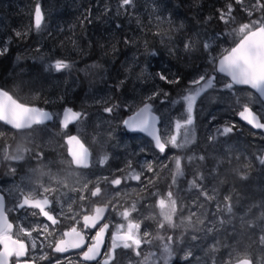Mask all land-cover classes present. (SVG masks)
I'll return each mask as SVG.
<instances>
[{
	"label": "snow or ice",
	"instance_id": "obj_1",
	"mask_svg": "<svg viewBox=\"0 0 264 264\" xmlns=\"http://www.w3.org/2000/svg\"><path fill=\"white\" fill-rule=\"evenodd\" d=\"M117 7L113 11L107 4L102 9V16H108L112 13L110 18L118 19L122 16L129 17V23L135 9V0H117ZM239 6V11L244 13L248 18L247 22L240 23L238 28L232 30L233 33L239 36L238 40L233 41V46L223 48L222 51L215 55L214 48L210 40H205L203 44L204 51L208 54L207 61L212 67V71L207 69L197 74L187 82V85L183 88L182 92L175 99H170V93L164 88L156 85L153 90L142 98V106L127 119L122 120V124L130 131L144 132L151 136L154 140L155 148L160 154H165L166 149L170 145L172 148L181 149L194 141L195 134V120L198 110H203V105L206 102H215L219 100L221 103L225 99H234L235 103L240 105L236 114L241 120L251 125L253 128L264 130V0H225L222 7L217 8L218 19L222 21L226 26L234 24L236 22V7ZM159 20L160 17H157ZM211 16L206 17V21H210ZM44 21V14L41 11L39 5L36 6L34 12V27L36 30H40ZM88 21L91 23V9L87 10V14L83 17L82 23ZM137 24L140 21L137 20ZM184 27L183 24L180 25ZM116 29H121V23H115ZM27 35L26 32L14 30V37L16 39H23ZM159 35V33H155ZM195 36H199V33H194L185 39L183 49L185 52H191L195 49L196 41ZM223 36V33H218L217 38ZM12 37L6 38V41L0 44V56L6 55L10 48L9 44L12 41ZM171 39V38H169ZM125 45L136 44L135 39L129 37L124 38ZM163 43V41H161ZM91 45V42H89ZM144 55L155 57L158 52L155 50H149L147 43L144 45ZM113 51L116 50L115 45H112ZM169 55H173L176 49L173 47L168 48ZM20 57H17L19 60ZM74 63V62H73ZM73 63H69L64 59H55L54 62L45 66V70H56L57 72L71 69ZM139 64L138 57L134 56L132 61L125 68V72L130 74L133 71V66ZM95 67H102L101 65H94ZM148 72V63L146 62L141 70V73L137 75L136 79L141 80L144 73ZM217 73H223L230 78L229 82L223 84L221 88H217L219 83ZM87 75V73H85ZM129 76L126 75L125 79H120L115 84L117 91L122 89ZM147 79L152 81L159 80L167 85H180L181 77L178 75H169L166 69L156 71L155 73H148ZM143 82V81H141ZM235 85H247L251 89H254L258 93V97L252 101L241 103V97L234 90ZM209 90H212L215 95H211ZM251 96V93L247 94ZM160 99V103H168L170 105H181L183 112L180 118L175 121L174 132L161 134L157 129V123L163 122L164 116L157 115L154 111L153 102ZM199 100V109H198ZM98 104L103 105V112L113 114L115 111L121 108L118 103H113L111 98H104L97 100ZM258 105L254 110L252 104ZM53 114L45 111L44 109L36 106H31L26 103L20 102L17 98H14L9 91L0 87V121L6 125H10L12 129L16 130L17 134L21 135L25 140L31 138L34 131L38 129L34 126L45 125L46 121H51ZM87 119V113L81 111H74L72 108H65L63 111V119L60 121L61 127L67 129L68 125L73 122H79ZM216 117L211 116L210 122L214 121ZM171 123V120H169ZM236 127L235 124H226L223 127H216L215 132L209 135V142H215L219 136H227L231 134ZM4 132H0V138L5 137ZM34 142V140H33ZM64 143L67 146V154L71 157L69 164L75 165L77 168L90 169L93 167L91 161V153L89 148L85 146L81 138L77 135L65 134ZM146 149L141 148L140 153H144ZM26 156L31 158L42 159L44 157L43 152L33 153L32 149L18 145L14 154L10 153L7 148L4 149V159L20 162L25 160ZM109 157L104 155L103 158L98 160L99 166L103 167ZM166 159H172L175 164V172L173 175L172 185L176 184L177 177H183L185 175L182 167V159L180 156L166 157ZM203 161L204 156L198 157ZM259 162L264 165V154L259 157ZM193 157H188V161L191 162ZM167 167L166 164L163 165ZM148 172H154L152 162H146L144 166H140V171H137L133 167L132 160L129 159L126 164L127 175L124 176H110L100 175L96 176L95 180L84 179L83 181H77L80 184L78 188H72L73 192H79V201L84 202L91 198H100L105 195V189L101 187L104 185H111L113 188L119 189L122 183H127L128 180L141 181V176L144 169ZM14 173L15 168H11ZM34 171V170H33ZM117 172H124L125 169H116ZM215 171V169L213 170ZM246 179L247 177H242ZM147 184L144 185L146 189L148 185L153 184L151 178H146ZM207 177L203 173H196L195 178L189 182V187L198 191V196L193 200V206H197L200 197H203L204 201H212L216 198V189L209 190L205 184ZM64 184V181H59ZM91 185V187H90ZM170 185V188L172 187ZM67 187V184H64ZM42 188V193L37 196L33 191L28 193H21L17 202L13 206V211L32 209L30 213L33 217H43L47 222L40 223L39 221L33 222L30 226L24 224H15L8 217V210L5 207V198L0 194V264H37L35 257H30V249L34 252L37 249V237L33 233H37L38 236L43 237L40 242L41 250L50 248L54 254L69 253L70 250H78L73 255L77 257H57L55 264H119V256L122 253H118L117 249L132 250L136 256H141V245L150 244L148 239L151 235L150 232L145 230L141 234L142 221L137 217L133 218L132 214L138 212L137 204L133 203L130 207H124L123 211H118V205L113 204L111 199L103 203L102 205L94 206L89 211L83 204H81V212L74 213L71 216H67L64 212L63 205L59 212H56L52 207L53 200L50 199V195L55 192L52 187ZM88 193L89 195H85ZM153 195H159V193H152ZM119 195V191H117ZM72 200L68 204V211L72 212ZM157 206L160 209L159 215L162 217V221L158 227L163 229L165 225L172 229L181 227L184 224L182 220L180 224L174 221V216L177 213V200L173 196V192L169 190L166 197H161L157 201ZM203 206V205H199ZM221 208L220 203H217V209ZM223 210L231 216L233 213V206L231 203V196L224 197ZM124 222L114 223L110 217L113 212H117ZM28 213L25 212V215ZM107 214V216H106ZM196 213L193 212L187 218V227L194 228L192 217ZM18 219V217H17ZM70 219L74 223L66 229L58 228L62 225V220ZM261 220H264V214L261 215ZM203 223V221H200ZM232 219L225 220L219 219V224L223 227L225 224H232ZM241 223H245L244 217L241 216ZM249 226H252L251 222H248ZM110 225L113 227V231L110 233L111 244L105 245V236L109 233ZM215 229V224L212 227L206 229L207 233H211ZM94 231V234L93 233ZM59 233L58 238L50 241V237H55ZM163 240V237H160ZM197 236L193 235L192 240H197ZM260 243L264 244V235L260 236ZM26 241H30L29 246ZM174 242V236H167V242L163 244V250L166 254V264L173 257L171 245ZM215 250V245L212 246ZM103 248V253H102ZM153 254L148 253L144 255L141 264H149V260ZM193 251L187 250L184 256L181 257L186 264H192L191 258ZM101 258V259H98ZM40 260H47L49 264H52V257L47 252H43L39 257ZM199 258H197L198 260ZM236 264H253L252 260L247 256L238 257Z\"/></svg>",
	"mask_w": 264,
	"mask_h": 264
},
{
	"label": "rangeland",
	"instance_id": "obj_2",
	"mask_svg": "<svg viewBox=\"0 0 264 264\" xmlns=\"http://www.w3.org/2000/svg\"><path fill=\"white\" fill-rule=\"evenodd\" d=\"M42 2L44 8L51 12L53 9V6L55 7L57 5V0H39ZM63 0H60L62 3ZM209 3L215 4L216 0H208ZM32 2H36V0H32ZM75 4H79L84 2V8L80 12L79 10L76 12V15L74 16L75 21H78L80 16L86 12L88 9H91L95 7L90 3V0H74ZM6 6L3 7V3L0 2V32L4 35H7L8 32L10 34L14 33V30H18L21 32H26L27 35L25 38L26 40H30L27 38H31V40H34L35 46L26 48L24 50V53H21L22 56L20 58L21 61H26L28 58H32V55H35L37 52L36 46L39 45V42L43 39H47L50 35L49 33H44V35L40 36V33L36 32L33 33L31 28V25L29 23V17L30 16V9L31 6L27 0H5ZM60 3V4H61ZM59 4V2H58ZM162 8V5H160ZM210 7V6H209ZM145 8V9H144ZM163 9V8H162ZM5 13V14H3ZM9 13V14H8ZM55 14V13H54ZM7 15H11L9 20H5ZM150 15H153V11L149 10L146 5H142L137 7V10H134L132 20H136L139 18V16L142 17H150ZM241 16H244V13H240ZM23 17V18H22ZM55 18L61 22L63 25L64 23L70 24L73 23V15L69 13L68 15H65L64 12L55 14ZM236 18V23L240 20ZM23 19V21H22ZM14 20L13 26L10 25V22ZM25 20V21H24ZM97 20V19H96ZM105 20L100 22V24L103 25L105 23ZM118 22V21H114ZM26 23V24H25ZM108 24V23H105ZM128 25V23H126ZM27 26V27H26ZM129 26V25H128ZM127 26V27H128ZM71 27V26H70ZM66 27V28H70ZM101 26L97 28V31L99 30ZM238 28V27H233ZM43 29V25L40 30ZM27 30V31H26ZM126 30V28H125ZM128 37L133 36V32L131 30L125 32ZM107 36L110 37V42H107L105 50L112 49V45L118 41V38L115 37V34L112 32L108 34ZM120 40V39H119ZM28 43H30L28 41ZM104 50V51H105ZM132 52V51H131ZM143 54V53H141ZM124 57L126 60H119L116 61L115 69H114V77H110L112 81L115 83L118 82L120 79H125V76L128 75L129 79L127 80L128 85L125 84L124 89L121 93V91H116V102L113 103H122L128 105L129 109L134 108L136 106V102L143 98V96L150 93L153 88L157 85L156 80L152 81L151 79H147V73H144V75L141 77V80H137L136 77L141 73L142 68L144 67V58L138 57L139 64L133 66V71L128 74L125 72V68L128 66V64L132 61V58L128 55V53L124 54ZM105 59L104 53L101 51L98 53L97 58L94 60V65H101L102 67H95L94 65L86 66L83 68V71L87 73V75L84 73L82 74V80L86 83H90V85H93L94 82H103L104 75H108V73H105V70L108 68V65L110 64V61L112 59H107V61L103 62ZM36 60H33V62ZM54 62V61H53ZM152 62V61H150ZM46 65L50 62H46ZM106 63L108 65H106ZM65 70L57 72L56 70L52 69L49 71H44L42 75V70L39 68L38 73L32 72L30 75H23L20 79L13 80L12 84L14 83V89L18 91L21 95L23 94H32L33 99H36L35 97H38V92H48L49 90H54L56 93H58L59 90H67L65 91V98L69 97V94L71 92V88L74 89V87L71 86V79H67V74L64 73ZM18 76L21 75V73L17 74ZM143 81V82H141ZM17 82V83H16ZM112 82L115 86V83ZM49 83V84H48ZM71 86V87H70ZM126 89V90H125ZM91 92H97V90L94 88V86L90 87ZM96 96L94 94L90 95L89 101H86V108H95L97 102L94 99ZM82 102H84V98H80ZM77 103H79V98L76 99ZM119 101V102H118ZM56 104V102H55ZM89 110L91 113H95L96 111H99L100 109H85ZM103 111V110H101ZM105 113V112H104ZM126 111L122 109H118L115 111L116 117L118 119L124 118L126 115ZM86 120H92L93 124V132L87 133L86 138L90 142L92 148L98 152L99 146L102 145L107 148V137L106 135L103 137L100 134L102 133V124L100 123L98 118L95 117H88ZM105 120V117H103V121ZM96 121V122H94ZM17 141L21 144H24L28 146V142L30 140H24V138H16ZM32 139L30 143L36 145H40L42 142L48 139H45V137L41 134H37L35 137L32 136ZM44 144H48L46 141ZM42 145V144H41ZM137 145V144H136ZM134 146V145H133ZM244 148L248 150H254L259 147L258 144H253L252 141H245L243 144ZM113 151H115V161H120L121 158L128 157L129 155L126 153V146L125 143L123 144H116L111 147ZM132 153L130 156L133 158V161L139 165H136L138 168H140V161H143L145 164L147 160L143 159L141 157L140 149L141 146L138 144L137 146H134ZM231 145L228 143L218 142L213 149L212 157L215 161L213 170L212 171L213 176H210L206 179L205 184L207 187H210L209 190L212 188L216 189V198L212 201H204L203 197H200L197 206H193V200L196 199L198 196V191L194 188H192V191H189V196H183L179 187H176V192L179 193L182 197V203L185 206L190 207V212H195L196 215L192 217L194 220V225L196 226V229L193 232H186L184 234V237L182 238L183 241L178 240V245H183L185 240H187L186 246L179 247L176 245L177 252H185L189 249L193 251V258L197 260V262L203 263V264H232L236 261V259L240 256H247L254 259L255 264H264V251H260L258 249H255L253 247L254 239L252 232L249 229H245L246 225H249L248 222H254L256 220L261 221V215L264 214V172L260 173V180L257 178L253 179V183L251 182H245L243 179L237 178L235 176L236 170L238 168H241L243 166H246L248 163L245 161H239L236 163H233L230 161V159H227L228 155L231 153ZM219 155V156H218ZM224 158V159H223ZM229 158V157H228ZM143 159V160H141ZM222 159V160H221ZM226 159V161H225ZM222 162H221V161ZM220 161V162H219ZM224 161V162H223ZM142 163L141 166H144L145 164ZM218 163V164H217ZM231 163V164H230ZM223 164V165H222ZM230 165V166H228ZM233 165V166H232ZM47 166V165H46ZM193 165H190L189 163L186 165L187 171H194L196 169L192 168ZM227 167V168H226ZM35 167L31 166L25 169L26 178H35L40 177L36 176L38 174L41 175V173H35L34 170ZM153 168L155 169L154 172H150L153 178V181H157L154 179V176H160L164 169L166 167L163 166V164L159 161H155V165H153ZM170 170V168H168ZM148 172V171H147ZM164 173V172H163ZM93 176L95 175V171H92ZM154 175V176H153ZM88 177V176H87ZM86 176L82 178L81 176L71 173L70 174V181L74 179L78 181H83L84 179H92L87 178ZM263 179H262V178ZM94 179V178H93ZM166 179H163V183ZM259 181L260 190L257 187H254V183ZM65 184V183H64ZM61 183V185H64ZM183 186L185 184L189 185V182L187 179H183L182 181ZM236 185V189L233 191L232 187H227ZM182 186V187H183ZM166 186H163L161 193H164V197H166V194L168 190L165 188ZM222 190H224V193H222ZM135 191H138V189H135ZM178 194V195H179ZM225 196H231V203L233 206V213L231 216H229L224 210H223V204H224V197ZM150 201H153V203L157 204L158 198L155 197V195L150 194L149 195ZM223 199V201H222ZM137 202H135L137 205H142V200L140 197H138ZM220 203L221 208L217 209V203ZM150 204V202L146 203ZM199 205H203L202 207ZM209 206L210 208H207ZM255 211V212H254ZM190 213V215H191ZM241 216L244 217L245 223H241ZM223 218L225 220L232 219V224H225L223 227L219 224V219ZM206 220H208L207 225L205 224ZM240 220L239 229L234 228V221ZM200 221H203V223H200ZM213 224H215V229L211 233H207L206 229L209 227H212ZM264 232V230H263ZM197 236V240H192V236ZM176 244V243H175ZM213 245H215V250H213ZM183 254V256H184ZM182 255L176 254V261L177 264H186V262H183L181 260Z\"/></svg>",
	"mask_w": 264,
	"mask_h": 264
},
{
	"label": "flooded vegetation",
	"instance_id": "obj_3",
	"mask_svg": "<svg viewBox=\"0 0 264 264\" xmlns=\"http://www.w3.org/2000/svg\"><path fill=\"white\" fill-rule=\"evenodd\" d=\"M214 32V33H213ZM194 33H199V36H195L194 39L196 41V46L198 51H194L193 53H190L188 56V59L186 60V64L187 67L190 69V71L192 72L190 76L187 77L188 80H190L193 75L197 74L198 72L204 71V70H208L209 72L212 71V67L211 65H209L208 61H207V56L208 54L204 51L203 48V44L205 42V40H210L213 48H214V53L215 55H218L223 48L226 47H230L233 46V41L237 40V35H231V34H227L226 30H208V29H195L193 31ZM213 33V34H212ZM218 33H223V36L220 37L219 39L217 38V34ZM195 46V48H196ZM217 78L219 83L217 84V88H221L223 86L224 83L229 82L228 79H226L225 77H223L220 73H217ZM234 90L237 92L238 95H240L241 97V103H245L248 102L249 100L254 101L256 99V96L253 95L248 89H244V88H237L234 86ZM210 94L215 95V93L212 92V90H209ZM242 93H251L252 95L248 98L246 97H242ZM199 101V100H198ZM215 105V109L216 111H220L222 112V117L220 118V121L223 125L229 124L234 122L233 124H235L236 126H238L236 130L237 131V136H239V139L241 140V147L243 146L244 142L247 141H252L253 144H258L259 143V147L262 150H264V138L261 134L259 133H254L253 131L249 130V128L237 118V114L236 112L239 110L240 105L235 103L234 99H225L223 103H221L219 100L216 101ZM253 107V109L255 110L258 105L256 104H252L251 105ZM198 109H199V102H198ZM200 110L197 111V113ZM197 123L200 124L201 128L194 129V134L196 132V135L202 139L198 140V143L200 145V147L202 148H206L201 150L200 154L203 155L205 157L204 161H208L211 160L212 158H210V155L212 153L208 152V148L212 147L213 143L209 142L208 137H207V131H204V124L207 123V118L204 117H196L195 120ZM168 132L162 131V134H165ZM127 137V140L132 143L133 137L131 134H124ZM248 135V136H247ZM206 144H205V143ZM201 144H203L204 146H201ZM145 145L150 146L151 142L149 140H145ZM210 154V155H209ZM50 163L52 164L53 162L50 161ZM126 164L122 163L121 166H117L113 163H110V168L106 171L105 175H110V176H124L127 175V169L124 167ZM54 165L59 169V172L61 175L65 176L66 172H65V166L62 164V162H55ZM99 165V164H98ZM101 167V166H99ZM116 169H126L124 172H117ZM19 175H15L13 177V179L7 178L5 175L0 174V194H2L5 198V207L8 210L7 214L8 217L11 221H13L15 224H24L26 226H30L33 222L35 221H39L40 223H45L47 222L45 220V218L41 217H33L30 215V213L34 210L32 209H27V210H19V211H13V206L15 205V203L17 202L19 196L21 193H28L30 191H33L37 194V196L39 197V195L42 193V188L40 187L41 184H38L36 182H27L26 178H18ZM13 182L14 184V188L11 189L10 188V184ZM44 187H52L55 189V192L52 193L50 195V199L53 200V204L52 207L55 209L56 212H59L61 209V206L63 205V207H65L64 212L67 216H71L74 213H80L81 212V204H83L89 211H91V209L96 206V205H102L103 203H105L106 201H108L109 199H111L113 204H117L118 205V211H123L124 207H130V205H128V200H129V194L128 191L131 187V185L128 183H122L119 186V189L113 188L111 185H104L102 184L101 187L105 189V195L100 197V198H91L89 196V199L87 201L81 202L79 201L78 197H79V192H73L72 189H65L64 191H67L69 194V197L67 200H64L62 205L59 204V193L58 190L60 188V185H57V187L55 185H43ZM77 188V186H73V188ZM117 191H119V195H117ZM89 195V194H88ZM123 199V200H122ZM74 200L75 202L72 203V212L68 211V204ZM118 211L117 212H113L110 219L114 222V223H120V222H124L125 221L122 220V218L118 215ZM25 212H27L28 214L25 215ZM107 216V214H106ZM18 217V219H17ZM133 217V214H132ZM160 219H157L156 221H154L153 223H150V219L149 220H145V230H147L148 232L151 233L150 237L148 239H150L151 243L150 244H145L144 246V250H145V255L150 253L151 250V244L153 239L156 236V227L159 223ZM74 223V221L70 220V219H64L62 220V225L61 226H57L58 228H63L66 229L67 227L71 226ZM113 227L110 225L109 228V233L106 234L105 236V245H110L111 244V238H110V233L113 231ZM93 230V233L94 234ZM33 235L35 237H37V249L32 252L30 249V257H35L37 259V264H49V262L47 260H40L39 257L42 255L43 252H47L48 255L50 257H52V264H55V259L57 257H72V259H76L77 257H75L73 255L74 252H77L78 250H75L73 252H69V253H65V254H54L52 252V250L50 248H45L43 250H41L40 248V242L43 239V237H40L37 235V233H33ZM59 233H57V235L55 237H50L49 240L52 241L56 238H58ZM26 243L31 244L30 241H26ZM118 253H122L119 256V264H128V260H129V255L132 254V250H128V249H117ZM103 253V251H102ZM101 259V258H100ZM91 264H95V262H91ZM192 264H196V263H192Z\"/></svg>",
	"mask_w": 264,
	"mask_h": 264
},
{
	"label": "trees",
	"instance_id": "obj_4",
	"mask_svg": "<svg viewBox=\"0 0 264 264\" xmlns=\"http://www.w3.org/2000/svg\"><path fill=\"white\" fill-rule=\"evenodd\" d=\"M27 1L30 5L34 4V2H32V0H27ZM160 1L163 4L162 8L164 10H166L167 12H169L170 14H173V13H176L178 15L182 14L186 18L196 17V18L203 19L202 15H204V11L207 12V10H209V6H211V4L209 3L208 0H160ZM58 2H59V4H58ZM60 3H61L60 0H57V5L55 7L53 6V9L51 12H53L55 14L64 12L65 15H68L69 13H71L73 15V23L68 24V22H67V23H64L63 26H65V27L71 26L70 27L71 30L73 32H76V26H80L79 21L86 14V12H84L80 16L78 21H75L76 19H74V16L76 15V12L78 10L80 12L83 10L84 2L79 3L78 5L73 2L72 7L70 9H68L69 4H68L67 0H63L62 3L61 4ZM90 3L92 5H95V7L92 8L91 16L94 19L99 20L102 17V14H99L98 11H101L106 4L108 5V3L106 2V0H90ZM201 4H203L205 10L201 7ZM99 5H101V6H99ZM166 5H167V7H166ZM3 14H5V13H3ZM10 16L11 15H7L5 20H9ZM106 20H109V21H106L105 23H109V22L111 23V22L115 21V19H112V18H108ZM13 22H14V20H12L10 22V25L13 26ZM105 23H103V25H105ZM186 24H188V22H186ZM99 26H102V24L99 23L98 27ZM77 32H78V35L76 36V38L80 41L81 52L84 51V53H87V51L85 52V50H87V48H85L86 46L83 47V45H85V44H83V36L86 38L85 28H78ZM88 35H89V33H88ZM6 36H8V34ZM126 36H127L126 33H119L117 36L115 35V37H117V38L119 37L118 38L119 43H121V40L124 39ZM72 37H75V35H72ZM27 38L30 40L22 39L19 41L17 49L10 56H6V57L0 56V80H2V78L7 79V78H10L12 76H15L17 73L24 70V68L27 64L33 62V60H37L36 54L32 55V58H28V60H26V61H21L20 59L17 60V57L21 58V56H22L21 53H24V50L26 48H28V47H26V44L28 43V41L31 42V38H29L28 36H27ZM89 39H90V42L93 44L94 47L106 46L108 44L105 40L100 42L101 39H108V38L104 37L103 33H101L100 31H98L96 36L94 34H92ZM136 39L140 40L139 38H136ZM118 41H116V43L114 45H116L118 43ZM71 42H72V39L70 40V44H71ZM60 44L65 46V49L67 52H73V53L75 51L80 52L78 50H74L73 48H71V46L68 42H63V43L60 42ZM60 44L58 42H56L55 44H53V46L51 48L54 50V49H56V47H60L59 46ZM122 45L123 44H119L118 46H122ZM68 47H70V49H68ZM95 51H96V49H95ZM114 53L115 52L110 49V50H105L104 55L107 57V59H113ZM16 62H19L18 65H16ZM106 65H108V64L106 63ZM182 66H184V61L179 63V67L181 68ZM32 72L38 73V69L34 68L32 70ZM241 148L244 149V146H242ZM245 151L247 153L246 147H245ZM243 152H244L243 150H240L238 152V154L243 153ZM235 157H236V155H235ZM259 234L260 235L262 234L261 230H260ZM262 248L264 249V244H262Z\"/></svg>",
	"mask_w": 264,
	"mask_h": 264
},
{
	"label": "bare ground",
	"instance_id": "obj_5",
	"mask_svg": "<svg viewBox=\"0 0 264 264\" xmlns=\"http://www.w3.org/2000/svg\"><path fill=\"white\" fill-rule=\"evenodd\" d=\"M102 3H103V2H102ZM95 4H96V3H95ZM160 5H163V4L161 3ZM94 6H95V5H94ZM99 6H101V5H99ZM166 7H167V5H166ZM160 8H161V7H160ZM144 9H145V8H144ZM94 10H95V9H94ZM91 11H92V10H91ZM100 12H101V11H100ZM101 13H102V12H101ZM101 13H99V14H101ZM150 16H151V15H150ZM22 21H23V19H22ZM24 21H25V20H24ZM109 23H110V22H109ZM109 23H108V24H109ZM25 24H26V23H25ZM105 25H106V24H105ZM26 27H27V26H26ZM26 31H27V30H26ZM48 84H49V83H48ZM204 143H205V142H204ZM212 143H213V142H212ZM205 144H206V143H205ZM209 155H210V154H209ZM218 156H219V155H218ZM223 159H224V158H223ZM227 159H229V158L227 157ZM221 160H222V159H221ZM221 160H220V161H221ZM220 161H219V162H220ZM225 161H226V159H225ZM221 162H222V161H221ZM223 162H224V161H223ZM230 164H231V163H230ZM222 165H223V164H222ZM228 166H230V165H228ZM232 166H233V165H232ZM230 167H231V166H230ZM226 168H227V167H226ZM261 178H262V177H261ZM262 179H263V178H262Z\"/></svg>",
	"mask_w": 264,
	"mask_h": 264
}]
</instances>
